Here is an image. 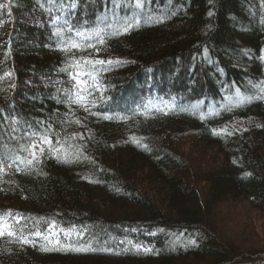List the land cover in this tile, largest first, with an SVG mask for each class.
<instances>
[{
  "label": "trees",
  "instance_id": "trees-1",
  "mask_svg": "<svg viewBox=\"0 0 264 264\" xmlns=\"http://www.w3.org/2000/svg\"><path fill=\"white\" fill-rule=\"evenodd\" d=\"M141 4L0 0V158L26 156L25 133L43 122L71 161L46 153L18 172L5 160L0 213L22 214L18 236L56 250L36 262L5 235L0 264H264V0ZM133 17L128 33L93 42L99 52L56 53L69 34ZM72 56L113 61L89 69L102 88L89 111L69 107L63 87L29 81L69 77L60 67ZM239 96L251 98L227 105ZM52 221L79 235L50 246ZM246 230L261 244L234 237Z\"/></svg>",
  "mask_w": 264,
  "mask_h": 264
},
{
  "label": "snow or ice",
  "instance_id": "snow-or-ice-1",
  "mask_svg": "<svg viewBox=\"0 0 264 264\" xmlns=\"http://www.w3.org/2000/svg\"><path fill=\"white\" fill-rule=\"evenodd\" d=\"M138 6L142 7L141 0H137ZM4 5H0V8H3ZM101 23L104 24V27H96L92 29L91 31H76L75 32V37H72L70 34L67 39L62 40L61 44L62 47L60 48L61 51H70L72 49L76 50H81L83 51L85 47L87 48H92L95 49L97 52H99V49L96 47L95 44L88 43L87 41L89 39H95L98 44L104 45L106 44V35H111V36H119L122 34L128 33L134 26H138V23L135 22V17L132 18L131 21L125 20L123 23L120 22H113V23H108L106 21H101ZM53 24H55V21H53ZM56 36H62L63 32L61 29H57V31L54 33ZM77 38H82L81 42ZM72 66L78 67L80 64H83L85 67H87L89 64L92 65H104V64H112V60H101V59H96V60H91L87 58H79L77 59L75 56L70 57ZM116 63H120V61H116ZM10 75V74H9ZM79 76L80 74L77 73ZM84 75H91L90 73H84ZM95 80L96 78L93 77ZM83 81L77 80L76 84V98L73 100L71 96H69V107L71 106L72 103L79 104L81 107L84 108L85 111H89L88 107L86 106L87 103H92L93 101L89 100L88 98L84 97L82 95L84 91ZM94 88L97 91L102 92V88L99 84H95ZM89 96H91V92L89 93ZM95 114V113H94ZM104 119H111L112 117L105 115L103 117ZM203 118V117H202ZM77 124H80V120L74 121ZM42 125V127L39 130H33L25 133V137L28 139L29 143L21 145L20 146V151L27 153L26 156H21L19 152L14 156V157H9V158H0V172L3 171V163L5 162L6 159H10L11 163L9 166H15L16 170L19 172L21 171V165H23L25 168L31 169L32 166L36 163L40 162V158L45 155V150L47 149L48 153H54L56 159L58 162H64L68 163L71 162L67 158V155L65 154V158L63 161L60 160V153L62 151H65L64 149V144L66 143V138L62 139L59 134H56V139L55 143H53L52 135H53V129L52 126L49 124L47 126H43V122H38ZM13 133H15V129H11ZM77 136H79L80 139H83L82 134H73L72 138L75 139ZM13 140L16 139L15 135L11 137ZM147 147V145H145ZM83 151V146L80 147V149L77 150V152L74 153V155H79L80 152ZM250 175V173H249ZM86 178V177H85ZM23 219L22 214L20 213H12L11 210H8V212L5 215H0V237L3 236H8V237H15L17 238L22 244L26 243H33V241H30L27 237L23 235L18 236V231L20 233H23L24 229L23 228H17V226L20 224V220ZM56 222L52 221L49 224V230L55 228ZM75 227V226H73ZM61 231H64V229H60ZM66 234H68L66 232ZM29 235H34V236H42L43 234L39 231H33L30 232ZM44 239H47V237H43ZM41 251H52L56 250L54 248H49L41 245L40 247ZM60 250H68V249H60ZM71 250L73 251H87L88 249L86 248H72Z\"/></svg>",
  "mask_w": 264,
  "mask_h": 264
},
{
  "label": "rangeland",
  "instance_id": "rangeland-1",
  "mask_svg": "<svg viewBox=\"0 0 264 264\" xmlns=\"http://www.w3.org/2000/svg\"><path fill=\"white\" fill-rule=\"evenodd\" d=\"M106 22L108 23H113L114 21L112 20H105ZM103 27H104V24H103ZM62 40H65V39H62ZM61 40V41H62ZM78 40H80L81 42L82 41V38H78ZM61 41L59 42V45H58V48L56 49V53H67L69 54L68 52H71V51H78L76 49H72L70 51H61L60 48L62 47V44H61ZM95 41V39H89L87 42L88 43H91L93 44V42ZM41 42V41H39ZM87 48V47H85ZM112 54L116 57H119V55L117 54V52L115 51H112ZM109 64H104V65H92V64H89L87 67H85L83 64H80L78 67H74L72 66V62H71V59H69L66 63H64L61 67H60V71H68L69 72V77H66L65 75H58L56 77H52V78H40L38 76H34V77H31L29 79V81L33 84H46V85H57V86H60V87H63L66 89V91H68L70 93V96L73 98V100L76 98V84H77V80H80V81H83V85H81L82 87H84V91L82 93V95L86 98H88L89 100L92 99L93 95L91 94V96H89V93L91 92L92 93V87L94 86V79L93 77L96 78L95 74H93L91 71H89L90 68L92 69H95V68H102L103 66H107ZM74 68H79L77 69L76 72H72V69ZM77 73H79L80 75L78 76ZM84 73H90L91 75H84ZM260 96H263L264 97V94L260 95ZM251 97H245V96H239V97H235V98H229L226 102H229L227 105H232V104H235V100L239 101V102H243L245 100H248L250 99ZM90 105V103H87L86 106ZM159 107H172L171 106H166V104L164 102H157L154 104L153 108H159ZM213 108V107H212ZM48 153L47 152V149L45 150V154ZM247 207V206H246ZM244 210H246V208H242ZM227 211H230L229 209ZM0 215H5L6 216V213H0ZM232 216L230 215V218ZM238 223L242 224V221L239 220ZM259 224L263 231H264V215L261 217V219L259 220ZM232 226L233 228H229L230 232H234V231H241V225H230ZM66 232L68 234H66ZM234 234V233H232ZM244 234V236H242ZM79 235V231L77 230H64V231H61L60 229H57V228H54L51 232L47 233L46 235H44L43 237H47V239H44L50 246H57L58 244L61 243L62 241V238L63 237H66V238H71V237H75V236H78ZM234 237L241 243H245L249 240H251L254 244L258 245V244H261L259 243L258 241H254L253 238L254 235L252 232H249V231H245V232H242V233H237V234H234ZM27 245V252L28 254L30 255L31 258H33L36 262H39L40 261V258H39V249H40V246L36 243H26Z\"/></svg>",
  "mask_w": 264,
  "mask_h": 264
}]
</instances>
